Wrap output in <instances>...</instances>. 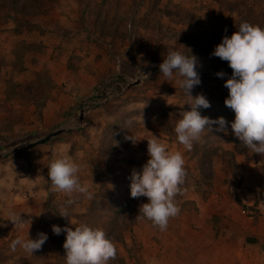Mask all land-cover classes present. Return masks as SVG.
<instances>
[{
  "label": "rangeland",
  "instance_id": "rangeland-1",
  "mask_svg": "<svg viewBox=\"0 0 264 264\" xmlns=\"http://www.w3.org/2000/svg\"><path fill=\"white\" fill-rule=\"evenodd\" d=\"M16 10L21 12L15 27L19 37L0 38V151L58 127L67 131L40 146L0 157V170L27 175L22 177L20 189L1 184L0 264H66L62 246L66 234L55 235L51 226L80 224L103 229L115 243L117 256L109 264H190L184 255L198 241L197 212L215 201L227 204L229 198H235L241 208L242 192L255 189L251 183H243L246 180L237 168V155L251 149L232 134L235 114L224 103L229 95L224 86L227 79L210 72L232 74L228 62L211 53L222 37H230L243 21L264 27V0H0V34L12 29L6 18ZM42 11L46 16H36ZM56 13L68 18L61 19ZM78 14L84 15L83 20L77 19ZM41 37L53 50L63 48L68 66L90 72L84 83L78 84L87 97L102 83L118 93L88 108L82 124L78 119L81 104L73 105L79 88L66 75L61 82H54L50 68L44 65L48 59ZM183 46L209 71H198L201 83L191 93L193 97L202 93L210 102L209 108L199 109L200 114L228 122L225 131H217L219 126L213 124L190 151L178 143L174 131L183 112L190 110V101L175 83L178 77L166 80L158 67L169 50L187 53ZM61 59L58 56L55 62L61 64ZM141 69L150 73L148 80L139 74ZM91 73H97L98 80L92 79ZM138 77L139 83L127 87ZM70 119L76 126L82 125L80 131L68 130ZM152 134L169 149L183 153L187 172L182 194L176 197L180 214L169 220L165 231L139 218V207L147 198L130 196L131 172L140 171L147 162L146 139ZM130 136L135 143L127 139ZM61 154H71L80 165L78 175L81 182L90 183L91 200L74 193L75 202L67 206L64 202L70 197L53 190L47 167ZM255 155L260 160L264 157ZM254 170L258 179L261 171ZM246 178H253V173ZM257 204L242 209L256 214ZM62 207H67L68 218L59 216ZM10 212L20 213L32 223L13 224ZM235 214L240 221L243 214ZM196 218L197 224L194 221L193 227L186 226ZM39 232L48 236L40 250L33 254L20 248L10 251L13 239L25 238L27 233L35 239Z\"/></svg>",
  "mask_w": 264,
  "mask_h": 264
},
{
  "label": "clouds",
  "instance_id": "clouds-1",
  "mask_svg": "<svg viewBox=\"0 0 264 264\" xmlns=\"http://www.w3.org/2000/svg\"><path fill=\"white\" fill-rule=\"evenodd\" d=\"M180 50H169L158 65L160 74L166 80L178 77L175 83L188 97V111L176 123L175 133L179 144L186 150H191L193 143L199 141L206 130H212L213 124L218 125L217 131H225L228 122L223 117L211 120L202 116L199 109L209 108L210 102L202 93L192 96V90L200 85L201 78L198 68L201 67L198 58ZM211 55L227 61L232 69L231 76L224 86L229 95L225 105L234 112L231 122L232 134L252 153L264 155V27L243 21L229 37H222ZM140 75L148 80L150 73L140 70ZM218 78L226 74L223 71L215 73ZM133 143V138L127 137ZM147 140L148 160L140 171L132 170L130 176L131 198L146 197L147 203L139 207V218L152 222L160 231L167 230L169 220L180 214V206L176 197L182 194L181 185L186 179L185 159L179 150H171L168 145L156 135ZM80 165L68 154L58 155L47 167L48 180L54 191L67 194L70 198L64 203L67 206L75 201L74 193L82 194L91 200L93 193L90 183L81 182L78 173ZM91 183H93L91 181ZM67 207H62L59 216L68 218ZM10 221L16 225L30 224L31 219H25L20 213L10 212ZM55 235L65 233L63 248L66 264H109L117 256V248L113 241L107 238L101 228H93L87 224L75 227H60L52 225ZM46 233L39 232L32 239L28 233L25 238L17 237L10 242V251L17 248L33 254L42 248L47 241Z\"/></svg>",
  "mask_w": 264,
  "mask_h": 264
},
{
  "label": "crops",
  "instance_id": "crops-1",
  "mask_svg": "<svg viewBox=\"0 0 264 264\" xmlns=\"http://www.w3.org/2000/svg\"><path fill=\"white\" fill-rule=\"evenodd\" d=\"M19 13L21 12H18L17 10L16 12L12 11L11 16L6 18V20L10 21V23H5L9 24L12 29H3L0 34V38L6 39L5 36L8 35H12L13 39L19 37V34L15 29L17 26L16 20H18L17 15H19ZM63 14L56 13V16L61 19H67V15ZM36 16L44 17L46 16V13L41 12ZM25 17L26 15L24 18ZM83 17L84 15L82 14L77 15V19L83 20ZM72 18H75V16L73 15ZM41 38L44 40L43 44H46L45 37ZM2 39H0V44L3 43ZM68 41L69 39L66 40V43ZM73 44L74 43H70L68 46L73 47ZM10 45L11 47H14V43ZM45 48L47 51L44 55L48 59V62L45 61L44 65L46 68H50L49 70L54 77V82H61L64 80V76L66 75L71 84L73 83L75 86H78V97L73 103L74 107L78 106L88 95L84 93L86 91L83 87L81 89V86L78 84H83L84 77L90 75V72L84 69L80 70L77 67L72 68L68 66L66 61H64L66 53L63 52V48L53 50L54 48H51L48 44L45 45ZM53 51L54 53H52ZM51 55L53 56L51 57ZM58 56L59 58L62 57L61 64L55 62ZM54 66L60 67H58V69H53ZM96 75L97 73H91L92 79L98 80ZM87 113L88 112L84 113L82 121L86 119ZM74 129H76V131H80L79 126H76V121L70 119V127L68 130L74 133ZM38 146H40V144H38ZM68 155L71 156V154ZM237 163V168L241 170L240 176L246 180L243 181V183H251V187L255 188L252 191L246 190L242 192L240 197L241 203L249 208L254 206L257 202L258 204L255 205V208L258 212L256 211V214H247L242 207L240 208V203L235 198L233 200L229 198V202L227 204H219L218 201L212 203L210 202L211 204L208 203L207 207L201 212L196 211L198 213L197 217L200 218L198 220L199 228L195 231L196 234L198 233V241L192 245V250L184 255V258L188 259L190 264H257L261 259L264 264V247L262 246L264 245V190L262 192L260 191L264 185V157L262 160L256 159L255 153H252L251 151H243L237 155ZM256 167L261 171L260 174H257V176H260L258 179H256V171L254 170ZM252 173L253 178L247 179L246 177L250 176ZM29 174H31V172ZM25 176L27 175H22L21 172L15 173L13 169L7 171L0 170V189L3 185L10 187L16 186L20 189L22 187L20 182L22 181V177ZM31 186L32 184H29L28 188L30 190ZM256 188H258V191H256ZM221 201L222 200H220V202ZM236 211H238V214H243L240 221L235 217V215H237L235 214ZM249 211L252 212L251 210ZM249 211L247 210V212ZM233 213L234 215H232ZM217 216L220 217V221L216 220L217 218L215 217ZM174 219H176V217L173 218V220ZM194 221L197 224L196 218L192 220L191 223L188 222L186 226L193 227ZM216 231L217 233L215 234Z\"/></svg>",
  "mask_w": 264,
  "mask_h": 264
},
{
  "label": "water",
  "instance_id": "water-1",
  "mask_svg": "<svg viewBox=\"0 0 264 264\" xmlns=\"http://www.w3.org/2000/svg\"><path fill=\"white\" fill-rule=\"evenodd\" d=\"M145 69H141L142 72H144ZM198 71L199 72H209L207 71L206 69L204 68H198ZM219 71H213V72H210L212 75H215V73H217ZM139 74H140V71H139ZM226 75L223 77V78H226L228 79L231 74L230 73H225ZM120 76H123V75H120ZM216 76V75H215ZM140 82V77H138L137 79H135L134 81L132 82H129L127 83V87H129L130 85H134V84H137ZM89 96L84 98V100H88ZM112 98V96H108L104 102L110 100ZM84 100L81 101V108H80V111H79V121L81 122L82 124V118H83V115L84 113L86 112V110L88 108H90L92 106V104H88L87 106L83 107V102ZM80 126V125H79ZM66 130V127H58L56 128L55 130H52L50 131L49 133H47L46 135L40 137V138H37V139H34L32 141H28V142H23V143H19V144H16L14 145L13 147H11L10 149H8L7 151H0V157H3L4 155L10 153V152H13V151H16V150H19V149H26V148H30V147H33L35 145H38V144H42V143H45L47 142L48 140H50L51 138H53L54 136L60 134L61 132L65 131Z\"/></svg>",
  "mask_w": 264,
  "mask_h": 264
},
{
  "label": "built area",
  "instance_id": "built-area-1",
  "mask_svg": "<svg viewBox=\"0 0 264 264\" xmlns=\"http://www.w3.org/2000/svg\"><path fill=\"white\" fill-rule=\"evenodd\" d=\"M117 94L118 93L112 87H109L106 83H102L101 85H97V87H95L93 92L89 95L88 100H84L83 107L87 106L88 104H92V106L98 105L103 103L108 96L111 95L113 98Z\"/></svg>",
  "mask_w": 264,
  "mask_h": 264
},
{
  "label": "trees",
  "instance_id": "trees-1",
  "mask_svg": "<svg viewBox=\"0 0 264 264\" xmlns=\"http://www.w3.org/2000/svg\"><path fill=\"white\" fill-rule=\"evenodd\" d=\"M44 12H45V11H42V13H44ZM263 193H264V191H263ZM242 208H243V209H246V205H243Z\"/></svg>",
  "mask_w": 264,
  "mask_h": 264
}]
</instances>
